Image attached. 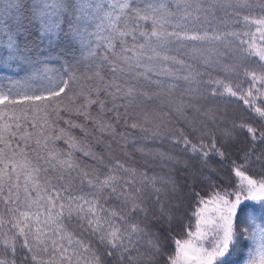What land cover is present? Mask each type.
Listing matches in <instances>:
<instances>
[{
	"label": "snow or ice",
	"instance_id": "obj_1",
	"mask_svg": "<svg viewBox=\"0 0 264 264\" xmlns=\"http://www.w3.org/2000/svg\"><path fill=\"white\" fill-rule=\"evenodd\" d=\"M240 261L264 264V0H0V264Z\"/></svg>",
	"mask_w": 264,
	"mask_h": 264
},
{
	"label": "trees",
	"instance_id": "obj_2",
	"mask_svg": "<svg viewBox=\"0 0 264 264\" xmlns=\"http://www.w3.org/2000/svg\"><path fill=\"white\" fill-rule=\"evenodd\" d=\"M55 56H56V54L53 53L54 58H55ZM11 74H12L11 72L8 73V75H11ZM250 203H252V202H250ZM248 243H249V247H251L252 246L251 242L249 241ZM247 255H248V252H247V250H245L244 251V257L247 258ZM239 264H243V261H240Z\"/></svg>",
	"mask_w": 264,
	"mask_h": 264
}]
</instances>
